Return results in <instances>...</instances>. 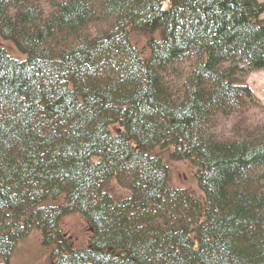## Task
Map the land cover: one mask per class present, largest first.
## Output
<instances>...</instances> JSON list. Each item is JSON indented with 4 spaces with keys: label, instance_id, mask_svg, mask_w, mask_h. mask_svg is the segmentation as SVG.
Instances as JSON below:
<instances>
[{
    "label": "trees",
    "instance_id": "obj_1",
    "mask_svg": "<svg viewBox=\"0 0 264 264\" xmlns=\"http://www.w3.org/2000/svg\"><path fill=\"white\" fill-rule=\"evenodd\" d=\"M264 1L0 0V264H264ZM180 163L194 191L169 184ZM78 216L88 238H63Z\"/></svg>",
    "mask_w": 264,
    "mask_h": 264
},
{
    "label": "rangeland",
    "instance_id": "obj_2",
    "mask_svg": "<svg viewBox=\"0 0 264 264\" xmlns=\"http://www.w3.org/2000/svg\"><path fill=\"white\" fill-rule=\"evenodd\" d=\"M262 3L264 0H256ZM264 21V12L259 16ZM246 84L254 97L264 107V73H254L246 78ZM169 168V184L177 189L193 192L194 186L187 180L184 167L180 163L166 162ZM62 236L72 247H81L88 238L86 225L78 216H70L61 222ZM10 264H50L47 254L40 247L38 234L30 233L23 238L12 255Z\"/></svg>",
    "mask_w": 264,
    "mask_h": 264
}]
</instances>
